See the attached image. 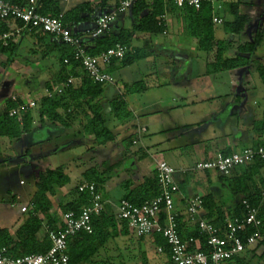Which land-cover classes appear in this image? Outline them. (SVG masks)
Segmentation results:
<instances>
[{"label":"trees","instance_id":"trees-1","mask_svg":"<svg viewBox=\"0 0 264 264\" xmlns=\"http://www.w3.org/2000/svg\"><path fill=\"white\" fill-rule=\"evenodd\" d=\"M6 1L19 5H23L26 2V0ZM118 2L119 0H100L98 6L101 11L109 12L118 5ZM38 3L41 14L55 17L61 15L60 18L63 24L73 34L72 29L74 26L84 19L80 14L91 12L90 2L81 3L64 14H61L57 9V3L54 0H38ZM238 6L239 2L231 4L230 13L233 19L225 23V28L232 34H240L249 23V18L239 13ZM128 10H130L131 16L135 17L147 10L146 14L140 16L138 21L132 25V30L153 34L165 32L166 26L162 17L166 12H177L183 33L197 40L196 50L205 52L208 56L212 55V61L206 62V70L203 75L208 76L241 67L254 66L259 78L264 83V65L254 60L256 50L262 43L264 33L261 31L255 32L250 41L238 45L236 52L232 56H226V52L232 47V44L215 38V24L212 22L213 10L209 0H202L199 10L188 6L179 8L170 0L142 1L135 3ZM14 25L21 26L22 23L20 21L0 19V36ZM25 35L31 36L33 40L32 47L29 49L31 56H37L41 59L51 58L60 66L55 82L46 83L45 88L51 90L54 86L65 83L69 77L76 78L72 84L64 87L61 94L54 95L51 98L42 96L36 101L34 108H37L38 123L47 120L69 127L70 123L80 114L79 109L84 106L87 112L82 116L84 118L82 124L83 133L93 136L99 146H105L107 143L113 142L115 134L108 124L110 121L125 124L131 120V112L127 109L125 97L130 93L144 91L143 80L133 84H125L116 80L112 85L113 88H116V93L110 99H107L106 94L110 85L94 83L80 68V63L73 58L72 47L58 41L48 33L35 32L33 29L23 32L22 36ZM74 35L79 36L78 34ZM94 42V46L91 48H86L85 46L86 52L90 55H97L116 43L129 47V38L124 32H120L117 36H112L109 31L98 39H94ZM16 51L17 45L15 42H8L7 45H2L0 42V55L5 57V63L10 64L14 60ZM145 57V51H133L130 49L124 58L114 60L112 64L119 61L121 65L128 66ZM65 59L68 60V63L64 62ZM78 68L81 73H77ZM19 102V98L18 102H14L10 97L7 99L5 111L0 114V137H6L10 140L19 139L22 134L30 133L35 127L32 109L23 111L21 120H18L17 117L9 116L8 111L18 106ZM106 106L109 107V112H106ZM59 110H62V113ZM250 133L252 135L251 147L264 146V110L259 119L252 121ZM134 136L126 137V147L133 143ZM219 153L228 155L231 151L228 149L220 150ZM239 168H241V171L238 175L232 176V171L231 174L219 176L218 178V183L221 185L219 189L227 190L231 196L237 195L239 198L237 204L226 205L225 210H223V205L218 202V198L221 197L220 194L210 191L201 197V210L204 211L203 217L217 227H224L226 218L232 219L241 214L243 209L240 203L241 199L246 198L254 205L260 204L259 188L262 177H258V175L264 171V163L257 159L251 164ZM96 169V167L90 166L81 172V176L84 181L95 182L101 189V186L109 177L107 169H103L100 172ZM69 181L70 177L64 171L63 165L40 173L34 183L35 191L29 202L30 208L26 212L23 222L13 232L6 228H0V248L5 247L7 253L13 257L46 251L50 246L47 231L55 230L58 223L57 216L51 210L52 202L49 197L54 196L55 191L65 186ZM71 194L72 199L69 202L60 204L61 212L78 211L82 205H86L90 201L89 194L79 192L77 186L71 190ZM158 194L159 187L155 171L152 177L143 179L141 186L135 190L134 196L130 192L122 199H128L135 204H140ZM259 218L261 219L259 227L261 238L250 250L254 254L257 248L263 247L264 249V204L259 205ZM43 221L45 222L43 223ZM43 227L45 232L39 237V232ZM177 227L182 240H187L189 237L197 238L200 240V248L202 250L205 249L204 238L195 224L192 225V231L188 232L189 229H186L183 217L179 216L177 218ZM127 234L126 224L123 223L121 227H118L114 214L111 211L104 210L99 216L93 217L91 233H80L71 241L68 250L69 264H105L103 261L98 260L96 256L105 248L106 243L110 239ZM151 237L153 244L163 249L162 253L158 254L163 255L165 260L169 259V246L162 235L154 233ZM226 263L247 264V261H245L243 256H236ZM161 264H169V262L166 260V262L164 261Z\"/></svg>","mask_w":264,"mask_h":264},{"label":"rangeland","instance_id":"rangeland-1","mask_svg":"<svg viewBox=\"0 0 264 264\" xmlns=\"http://www.w3.org/2000/svg\"><path fill=\"white\" fill-rule=\"evenodd\" d=\"M73 1L74 0H70V3ZM209 1L211 2L213 13L219 15L224 21L223 24H215V38L217 40L228 41L232 44V47L226 52V56H232L236 52L238 45L248 42L253 38L255 33L254 27L256 26H251V24H249L247 29L240 34H232L228 31L225 28V23L233 19L230 13L231 4L245 1L250 2L255 11L263 15L264 20V0ZM262 24V31L264 32V22H262ZM24 40L21 49L17 52V58L23 60L25 65H27L25 60H29L28 56L31 57L29 49L32 45H29L31 43L30 38L27 37ZM25 46L27 49H25ZM194 53L196 55L193 61L191 59L187 60L174 74L169 68H164L166 64H162V68L159 67V65H157L158 60L156 61L158 71L153 68L152 63L149 67L146 66V64L136 63L125 67L121 65L120 62H117V66L111 70L121 79V83L133 84L134 82L143 80L145 85L144 91L130 93L127 95L126 100L127 109L129 112H131V110L133 112H131V119H133L135 115L138 116V125L146 126L148 131L140 133L139 135L137 134L136 137H138L135 138L138 142L130 144L125 148L133 153H129L128 155L124 153L126 157L120 162V165H122L121 168L129 166L132 162L134 153L142 154L141 150H143L146 152L143 157L146 162L154 163V160L166 161L179 173L178 175L180 179L184 180V183H188L192 178L201 181L199 177H204V172L195 169L197 155L194 150H192V147L194 144L198 145L197 142L205 138L207 136L206 133L210 132L212 127L216 129L217 126L225 124L224 126L230 130L229 123L238 120L235 115L228 116L226 112L227 109H224L225 101L230 98L227 93H232L233 96L231 97L239 101L237 106H241L243 110L252 109L257 113L263 111L264 83L259 78L254 66L241 67L223 72L219 77H223L222 79L226 82L230 80L232 85L223 88L224 85L218 84V82L214 81L215 78H211L212 76L203 75L206 70V59L208 55L205 52L197 50H195ZM255 54L258 57L264 56V39L257 48ZM51 60V68L55 71V77L48 79L46 72H43L39 78H35V80H31L29 83H23L22 85L33 84V87L37 88V92H32L31 94L32 100H36L38 95L44 91V88H40V86L46 83H54L56 80V75L59 72L60 66L53 59ZM0 61H4L3 56H0ZM29 62L28 68H30V66L37 68L38 64L32 63L31 60H29ZM40 65L46 66L47 62H42ZM148 70L150 73L155 72V75L154 77H146V79H144L143 74L148 72ZM1 72H3L2 62H0V73ZM189 78H191V81L187 82L190 80ZM6 89H8V87H6ZM23 89L19 86H15L13 90L23 91ZM178 92L182 94L181 97H179ZM143 108H146L145 111ZM223 109L225 111H223ZM237 113L239 115H245L244 111H239ZM160 119L162 120V124L159 125L160 127H154V125L157 124L155 121ZM56 127L61 130L54 132L53 128H51V143L43 141L48 138L47 135L50 130H47V128L40 130L41 128L39 127L37 132L33 129L29 136H26L28 138L21 140H10L7 138L3 139L0 143V228H6L13 232L25 219V212L21 213L18 208L9 206V204H11V196L7 191L10 190L14 195L19 194V202H26V199L21 197V195L27 197L32 194L35 188L31 175L33 173H39L41 169L40 166L38 168L35 167V170L38 172L34 170L30 175L25 165L30 159L38 156L37 154L40 152H44L51 148H58L57 150L60 152L54 155L51 154L50 160H52V157L55 160L56 158L65 160L71 155L78 157L75 158L76 161L75 159L74 161L66 160L64 165V171L71 178L70 186L74 185L77 178L76 175L86 168L90 166L96 167V170L100 172L103 169H107L109 164L116 162L121 156L120 152L119 154L116 152H109L107 154L103 152L100 153V155H96L93 146L95 144L94 137L85 135L82 126H80V128L75 126L70 130H64L58 124H56ZM138 131L139 129H137L136 133H138ZM161 140H163L164 143H161ZM29 146L30 149L27 150ZM62 149L63 151H61ZM55 160H53V162L56 164ZM102 162L105 164L103 165ZM151 166L152 165L148 167V170L152 176L154 171L152 168L153 166ZM117 167L118 166L112 167L111 169L113 170L109 169L107 175L110 174L108 173L110 171H117ZM211 187L221 188V185L219 183L206 182L203 185H197V193L205 195L207 190ZM71 190H73V188H71ZM71 190L70 192L68 191L67 194H64L65 198L72 195ZM58 191L56 190V197H51V202L52 208H55L54 212L57 213L58 211L60 214L61 211L57 208L60 204L65 203V201L64 199L61 201L58 200L57 195L60 193ZM102 192L104 198L109 200H119V198L125 195L123 189L119 187H114L113 190L105 187ZM177 198L178 195L174 193L173 200L175 201ZM231 198L232 196L229 193L219 198L218 202L223 205V210H225ZM109 209L113 211L114 206H109ZM44 222L45 221H43V223ZM44 232L45 228L43 227L38 236L41 237ZM149 238L151 237L143 238V242H147ZM139 240V238L132 234L119 235L118 237L110 239L106 243L105 248L102 249L96 257L105 264H149V259L150 264H154L162 258L155 252L156 248L152 243L147 242L148 245L145 246L146 252L141 251V242ZM244 258L247 264H264L263 247L257 248L255 254L252 252L247 253ZM166 260L169 262V259ZM166 260L164 259L165 262ZM159 263L161 264L162 262L159 261ZM169 264L171 263L169 262Z\"/></svg>","mask_w":264,"mask_h":264},{"label":"built area","instance_id":"built-area-1","mask_svg":"<svg viewBox=\"0 0 264 264\" xmlns=\"http://www.w3.org/2000/svg\"><path fill=\"white\" fill-rule=\"evenodd\" d=\"M68 2L69 0H63ZM152 0H119L118 5L109 12L101 13L94 21L92 29L86 35L92 40L98 39L110 31L111 24L123 15L135 3ZM179 8L184 6L199 10L202 0H170ZM38 0H26L23 5L0 0V19L20 21L21 26H12L10 30L0 36L2 45L8 42H17L23 32L31 31L48 33L58 41L72 47L73 58L80 63V68L94 82L113 85L116 81L109 68L114 60H121L130 51V48L116 43L114 46L97 54L86 52L80 36L74 35L67 28L61 15L58 17L43 15L39 12ZM214 24H222L221 17L213 15ZM68 63V60H64ZM76 78L69 77L62 85H56L51 90L44 89V97H53L63 92L64 87L72 84ZM10 98L18 102L16 95ZM18 106L8 111L9 116L21 120V113L33 109L35 100H21ZM144 127L138 133H144ZM264 163V146H247L233 151L228 155L221 153L213 157L198 161L195 169L199 171H213L220 176H227L235 169L247 166L255 160ZM159 194L140 204L128 199H120L113 212L118 227L125 223L128 232L138 238L152 236L159 233L169 246L171 264H225L227 261L243 253L249 246H253L260 238L259 205L264 204V173L260 184V204L254 205L243 198L240 200L242 211L239 216L226 218L224 227H217L201 215L202 198L194 196L186 199V213L189 221L194 223L204 238L205 249L200 248V240L189 237L182 240L177 227L178 213L174 207L173 194L180 193L179 185L175 180L176 170L164 160H159L155 168ZM79 192L88 193L90 201L82 205L78 211L60 212V220L55 230H48L49 248L37 254L24 256H10L5 247L0 248V264H69V245L80 233L92 232V219L105 210V200L102 191L93 181H82L77 185ZM21 213H26L30 204L14 203ZM162 247H157V253H162Z\"/></svg>","mask_w":264,"mask_h":264},{"label":"crops","instance_id":"crops-1","mask_svg":"<svg viewBox=\"0 0 264 264\" xmlns=\"http://www.w3.org/2000/svg\"><path fill=\"white\" fill-rule=\"evenodd\" d=\"M54 1H56L57 9L60 11L61 14L68 12L69 10H71L72 8H74L75 6H77L81 3H85V2L91 3V7H90L91 12H89V13L85 12V13L80 14V16L84 17V19L82 21L78 22L77 25L74 26L72 31H74V34H78L80 36V38L83 41L86 48L93 47L94 43H95L94 40L89 38L85 32L87 30L92 29V27L94 26V21L96 20V18L101 13H104L103 11L100 10V8L98 6L99 5L98 3L100 2V0H74L71 3H70V0L68 2H64L63 0H54ZM238 11L240 14L246 15L249 18V23L246 25L245 30L247 29L248 25L251 24V26L252 25L256 26V27L253 26L255 28V32H257V31L263 32L262 31V28H263L262 22H264L263 15L260 14L258 11H255L252 3L250 4V2H246V1L245 2H239ZM146 12H147V10L143 11L137 17L131 16L130 10L126 11L123 15H119L111 24L110 33L112 36H117V35H119L120 32H124L129 38V47L131 50H133V51L134 50L145 51L146 57L135 62L136 64H143V65L146 64V66L149 67L150 64L152 63L153 68L156 71H158L157 65H159V67H161L162 64H166V66H164V68L165 67L169 68L172 71V73L174 74L179 70V68L182 67V65H184V63L187 60L191 59L193 61V59L195 58L194 56L196 55L194 52L196 50L197 40L195 38L189 37L183 33L180 18L178 16L177 12H175V13L166 12L164 14V16L162 17V20L166 26V30L164 33L153 34V33L133 31L132 25L138 21L140 16L146 14ZM213 15L219 17V15H217V14L213 13ZM27 37L31 39V43L29 45H32L33 40H32L31 36H28V35L22 36L17 42H15V44L17 45V51H16V55H15L14 60L10 64H7V63H5V57L3 56L4 61H0V62H2V68H3V72L0 73V114L5 111V103L11 95H16L21 100H26V101L32 100L31 94H32V92H34V93L37 92V88L33 87V84L22 86L23 83L24 84L29 83V81L35 80V78H39V76L42 75L43 72L44 73L46 72L48 79L55 77V71H54V69L52 70V68H51V65H52L51 58L50 59H41L37 56H31V57L28 56L29 60H31L32 63H35L36 65L38 64L37 68H33L31 66H30V68H28V63H30L29 60H25V62H27L26 63L27 65H25L23 60H19L17 58V52L19 49H21V46L23 45V42L25 41L24 39ZM263 39H264V36H263ZM263 39H262V41H263ZM25 49H27L26 46H25ZM0 56H2V55H0ZM157 60H158V64L156 63ZM254 60H255V62H259V63L264 65V56L258 57L255 54ZM211 61H212V55L210 54L207 57L206 62L208 63ZM42 62H47V65L41 66L40 64ZM117 62H119V61L114 62L108 70H109V72H111L114 75L116 80L121 81V79L119 77H117L113 71H111L113 68H115L117 66ZM77 73H81V70L79 68L77 69ZM154 73L155 72L150 73L148 70V72L143 74L144 75L143 77H144V79H146V77L147 78L148 77H154V75H155ZM222 73L208 75V76H210V77L212 76L211 78H215L214 81L218 82V84L224 85L223 88H225V87L227 88V86H232L230 83V80H229V82H226L222 79L223 77H219L222 75ZM191 78H193V77H191ZM191 78H189L190 80H188L187 82L191 81ZM32 82H34V81H32ZM158 84H159V82H158ZM15 86H19L22 89L24 87V89H23V91H14L13 89ZM6 87H8V89H6ZM40 88L45 89V85L40 86ZM108 89L109 90L107 91L106 95H107V99H110L112 96L115 95L116 88H113L110 85V86H108ZM230 91H232V90H230ZM43 94H44V91L38 95V97L35 101H37L40 97H42ZM227 95H229L230 98H229V100L225 101L224 109H227L226 112L228 113V116H234L235 115V116H237L238 120H235L236 122L231 121L229 123L230 124V126H229L230 130H228V128H226V126H224L225 124H221V125L217 126L216 129H215V127H212V130L210 132L206 133L207 136L205 138H203L202 140H199V142H197L198 145L197 144L193 145L192 150H194L195 154L197 155L196 160H195L196 163L198 161L213 157L215 154L219 153L220 150H227L228 149L229 151L233 152V151L241 150L244 147L251 146V136H252L250 133L251 123L253 120L259 119L261 117L263 111L261 113L254 112L252 109L245 111L241 108V106H237L239 101L236 98L231 97V96H233L231 92L227 93ZM181 96H182V94L179 93V97H181ZM126 97H125V100H126ZM105 109H106V112H109L108 106H106ZM145 109L146 108H143L144 111H145ZM224 109H223V111H225ZM36 110H37V108H34L31 111L32 116H33V124L36 125L33 129H35V132H37V129H39V128H41L40 130H42L43 128H47V130H50V132H48L49 134L47 135L48 138L46 140H43V141L48 142V143H51V138H52L51 128H53L54 132L61 130L60 128L56 127V124H58L64 130H70L71 128H73L75 126L80 128V126H82V124H83V119H84L82 116L84 113L87 112V109L84 106H82L81 109H79L80 114L77 116V118L74 119L70 123L69 127H65L58 122H49L47 120H45L42 123H37L38 118L36 115ZM236 111L237 112L244 111L245 115H239ZM59 112L62 113V110H59ZM131 112H132V110H131ZM234 112H236V113H234ZM138 120H139L138 116L135 115V117L133 119H131L128 123H125V124H118V123L110 121L108 125L111 128V130L113 131V133L115 134V140L111 143H107L105 146H99L96 144V142L93 145L95 152H96V155H100V153H103V152L106 154L109 152H112V153L116 152L119 154V152H120V155H121L120 158H118V160L116 162L108 165L107 171L109 169L113 170L111 168L116 167V166H118L117 167L118 170L114 171V172L113 171L108 172V173H110V174H108L109 178L101 186V191L104 190L105 187H108L111 190H113L114 187H117V188L119 187V188L123 189V192L125 193V195L132 192L133 196H134L135 190L141 186L143 179L147 178V177H152L150 175L149 170H148V167L150 165L153 166V167L152 166L151 167L153 168V171L155 172L156 163L159 160H154L155 161L154 163L146 162V160L143 159L146 152H144L143 150H141L142 154L134 153L133 158H132V162L129 166H126V167L124 166L121 168L122 165H120L121 164L120 162L122 161V159H124L126 157L124 153H127V155L129 153H133V152H129L127 149H125L126 148V146H125L126 137H128L130 135H135L134 141L132 144L137 143L138 141L136 140V138L138 136L136 137V135L140 134V133H136L137 129H139L141 127H144V128L146 127V126H139ZM155 122L157 123V124L155 123L156 125H154V127H156V128L160 127L159 125L162 124L161 119L158 121H155ZM145 129H146L145 132H147L148 128L146 127ZM30 133L22 134L18 140L28 138L26 136H29ZM3 139H7V138L6 137H0V143L3 141ZM157 142H158V140H157ZM160 142L164 143L163 140H161ZM35 143H39V142H35ZM11 149H12V147H11ZM28 149H30V146L27 148V150ZM57 149L56 148H51L49 150L47 149L46 151L40 152L39 154H37L38 156L33 157V159H30L28 163L26 162L27 167L25 165V168L28 170L30 175H31V172L36 169L35 167L38 168L40 166V169H41V171H39V173H35V174L33 173L31 175L32 180H33L32 181L33 185L36 181L37 176L40 173H43L47 169L48 170L54 169L55 167H57L59 165L64 166L66 163V160L74 161L75 158H78V157L71 155V156H69V158H67L65 160H63L61 158H58V159L56 158V160H55L53 157H52V160H50L49 158H50L51 154L54 155V154H57L58 152H60ZM61 151H63V149ZM53 160H55L56 164L53 162ZM75 161H76V159H75ZM102 164L104 165L105 163L102 162ZM240 169L241 168L235 169L232 173V176L238 175L241 171ZM36 172H38V171H36ZM154 172H153V174H154ZM203 172H204V177H199L201 181L195 180L194 178H192L188 181V183H184L183 182L184 180L180 179V177L178 175L179 173L177 171L175 173V180L177 181V183L179 185L180 193H175L178 195V198H177V200L174 201V207L178 213V218H179V216L183 217V221L185 222L186 229H189L188 232L192 231V225L194 223L190 222L189 218L187 216L186 199H188L190 197H194V196H201V197L203 196V195H200L197 193V185H203L206 182L207 183H218L219 182L218 178L220 175L217 174L216 172H213V171H203ZM263 173H264V171L261 172L258 175V177H262ZM76 177L77 178H76L74 185L70 186V181H71V178H70V181L65 186L57 189V191L59 190L58 192H60L57 195L58 200L61 201L62 199H64V201L66 203L72 199V195H70L69 197L67 196L65 198L64 194H67L68 191L70 192L71 188L76 187L80 182L84 181L83 177L81 176V173L76 175ZM34 188H35V185H34ZM34 191H35V189H34ZM34 191L32 192V194L30 196H27V197L25 195H21V197L26 199V202L23 203V202H19V200H20L19 194L14 195L13 193H11L10 190H8L7 192H9L10 193L9 195L11 196V204H9V206L14 208V206H13L14 203H19V204L22 203V205H27L30 202ZM210 191H213L217 194H220L221 197H224L226 195V193H228L227 190H225V189L220 190L218 187H211L210 189L207 190L206 194ZM124 196H122V198H124ZM51 197H56V191H55L54 196L49 197L50 200H51ZM122 198H119V200ZM103 199L105 200V210L111 211L113 213L115 211V206L119 202V200L105 199L104 195H103ZM238 201H239V198L237 195L232 196V198H231L230 202L227 204V206L237 204ZM111 205L114 206L113 211L111 209H109V206H111ZM57 209L60 210L59 207ZM51 210H53V212H54L55 208L53 207ZM54 213L57 216V219L59 222L60 215H59L58 211H57V213L56 212H54ZM203 214H204V211L201 210V215H203ZM127 235H130V233L128 232ZM147 237H151V236H147ZM143 238H145V237H142L139 240L141 242L140 247H141V251L146 252L145 246L148 245V243H152V245H154L153 239H152V237L149 238L147 240V242H148L147 243V242H143ZM252 247L253 246H249L243 253H241L238 256L245 257V255H247V253L250 252ZM155 248H156L155 252L157 253V246H155ZM160 256L162 258L159 259V261L163 262L165 258L163 255H160ZM159 261L155 262L154 264H160ZM79 264H82V263H79ZM108 264H110V263H108ZM149 264H150V259H149ZM225 264H227V263H225Z\"/></svg>","mask_w":264,"mask_h":264}]
</instances>
